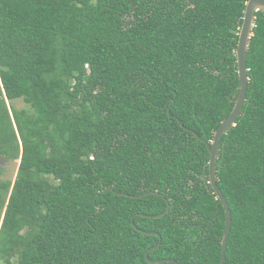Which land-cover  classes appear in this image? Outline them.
<instances>
[{
	"label": "trees",
	"instance_id": "1",
	"mask_svg": "<svg viewBox=\"0 0 264 264\" xmlns=\"http://www.w3.org/2000/svg\"><path fill=\"white\" fill-rule=\"evenodd\" d=\"M248 1L0 0V157L21 160L14 181L0 170V264H151L160 239L151 261L221 264L207 143L239 95ZM255 16L246 102L216 162L225 264H264Z\"/></svg>",
	"mask_w": 264,
	"mask_h": 264
},
{
	"label": "water",
	"instance_id": "2",
	"mask_svg": "<svg viewBox=\"0 0 264 264\" xmlns=\"http://www.w3.org/2000/svg\"><path fill=\"white\" fill-rule=\"evenodd\" d=\"M261 10L264 11V0H249L248 1L246 10L244 13L243 24H242L241 31H240L238 48L236 52L237 53V63H238V74H239V79H240L239 95L236 100V104H235L232 114L222 123L221 127L216 132L214 140L211 142V144L207 143L208 150L211 155L210 163H209L210 164V171H209L210 183L215 191L216 196L221 201L225 209L226 217H227V226H226V231H225V235L223 239L221 264H225V261H226L227 243H228L231 226H232V214H231L229 204L217 184L216 162L218 159L221 139L231 127L235 126L236 121L241 115L244 104L246 102L247 87H248V82H249L248 68H247V51H248V46H249V40L252 36V32L255 27V20H256L255 15L257 12ZM150 194H153V193H150ZM169 210H170V206H168L166 212L160 216H154V217H147L145 215H142V216H145L147 218H161L165 216L169 212ZM143 233L147 235H155V234L147 233V232H143ZM161 243H162V240L160 239L156 247H153L147 251L146 253L147 261H149V263L151 264H182V263H179L171 259H165V260H159V261L149 260L150 253L159 249V247L161 246Z\"/></svg>",
	"mask_w": 264,
	"mask_h": 264
},
{
	"label": "rangeland",
	"instance_id": "3",
	"mask_svg": "<svg viewBox=\"0 0 264 264\" xmlns=\"http://www.w3.org/2000/svg\"><path fill=\"white\" fill-rule=\"evenodd\" d=\"M10 104H12L18 110L28 108V106L22 100H17L11 102ZM20 166L21 160L11 161L0 157V170L3 172V175L1 176L2 180L14 181Z\"/></svg>",
	"mask_w": 264,
	"mask_h": 264
}]
</instances>
